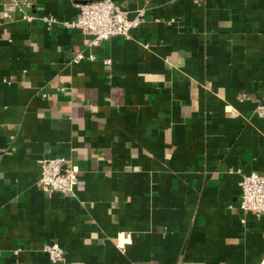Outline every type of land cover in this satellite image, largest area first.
I'll use <instances>...</instances> for the list:
<instances>
[{"label":"crops","instance_id":"obj_1","mask_svg":"<svg viewBox=\"0 0 264 264\" xmlns=\"http://www.w3.org/2000/svg\"><path fill=\"white\" fill-rule=\"evenodd\" d=\"M84 1L0 0V264H55L51 241L57 264H264L238 209L264 174V0H114L141 22L97 44L62 24ZM59 156L78 183L43 192Z\"/></svg>","mask_w":264,"mask_h":264},{"label":"built area","instance_id":"obj_2","mask_svg":"<svg viewBox=\"0 0 264 264\" xmlns=\"http://www.w3.org/2000/svg\"><path fill=\"white\" fill-rule=\"evenodd\" d=\"M30 2L31 0H6L4 9L11 11L15 7L28 6ZM75 5L79 9L76 17L62 21V24L68 28L80 29L91 37L92 44L118 36L129 38L131 31L140 24L143 14L140 10L137 15L129 18L128 12L120 8L114 0L76 2ZM256 112L258 115H264V107L258 105ZM39 165L40 175L36 184L43 192L63 194L73 192L79 180V169L70 159L64 156L46 157L39 160ZM239 186V211L244 215L247 213L256 217L263 215L264 174L251 172L242 175ZM43 249L52 263L57 264L65 260L64 251L57 243L51 241L45 244Z\"/></svg>","mask_w":264,"mask_h":264}]
</instances>
